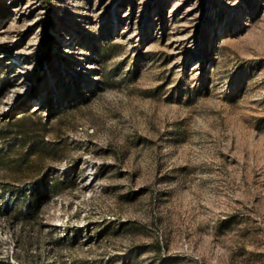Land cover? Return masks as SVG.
<instances>
[{"label":"rangeland","instance_id":"obj_1","mask_svg":"<svg viewBox=\"0 0 264 264\" xmlns=\"http://www.w3.org/2000/svg\"><path fill=\"white\" fill-rule=\"evenodd\" d=\"M44 1L0 0V264H264V0H48L41 65Z\"/></svg>","mask_w":264,"mask_h":264},{"label":"trees","instance_id":"obj_2","mask_svg":"<svg viewBox=\"0 0 264 264\" xmlns=\"http://www.w3.org/2000/svg\"><path fill=\"white\" fill-rule=\"evenodd\" d=\"M44 2V16L39 20L43 29V35L40 37L41 46L43 48L40 58V60L43 61L41 62V65L50 59L51 53L53 51V43L55 42L54 36L51 32V29L54 26V20L50 15V6L48 0H45ZM37 77L39 78V75H37Z\"/></svg>","mask_w":264,"mask_h":264}]
</instances>
